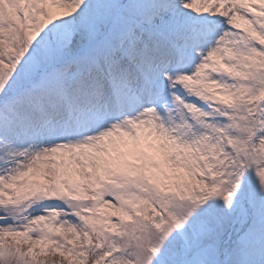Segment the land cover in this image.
Masks as SVG:
<instances>
[{
    "label": "snow or ice",
    "instance_id": "1",
    "mask_svg": "<svg viewBox=\"0 0 264 264\" xmlns=\"http://www.w3.org/2000/svg\"><path fill=\"white\" fill-rule=\"evenodd\" d=\"M0 264H264V0H0Z\"/></svg>",
    "mask_w": 264,
    "mask_h": 264
}]
</instances>
